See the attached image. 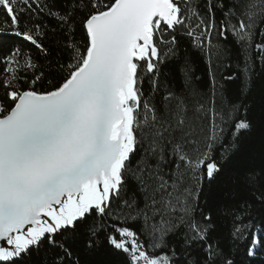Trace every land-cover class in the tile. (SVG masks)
Here are the masks:
<instances>
[{"label":"snow or ice","instance_id":"obj_1","mask_svg":"<svg viewBox=\"0 0 264 264\" xmlns=\"http://www.w3.org/2000/svg\"><path fill=\"white\" fill-rule=\"evenodd\" d=\"M234 48L246 88L264 0H0V264H94L102 249L119 264H235L217 235L229 217L234 246H264L244 219L264 209V167L229 168L253 131L225 83ZM222 177L238 207L214 196Z\"/></svg>","mask_w":264,"mask_h":264},{"label":"trees","instance_id":"obj_2","mask_svg":"<svg viewBox=\"0 0 264 264\" xmlns=\"http://www.w3.org/2000/svg\"><path fill=\"white\" fill-rule=\"evenodd\" d=\"M67 3V0H55V6L57 8H63ZM49 48H54V45L48 44ZM182 49L187 53V58L191 61V67L195 76H198L203 81L202 87L208 86V67L203 56L192 49L188 41L185 39L182 41ZM55 56L53 51L50 53ZM34 56H38L37 52H33ZM232 68L228 69V74L235 73L236 79L232 81H226L227 88L231 96L236 99H242L244 104L248 106L249 119L253 122V131L251 133H242L239 137L237 144L238 148L231 154L229 161V168L234 172L242 176L246 171L259 170L264 167V64L256 62L251 72V79L244 87L243 76L237 65H242V60L237 54V50L233 49L232 54ZM41 62L43 60L41 59ZM173 70L176 66H172ZM169 69H165L168 72ZM207 186L205 192L207 193ZM214 196L220 203H228L231 207H238L239 203L246 197L244 193L239 189H234L230 181L222 177L220 181L212 189ZM235 200L236 203L232 204L231 201ZM245 222L252 224L255 227L251 230L254 232L257 239L264 236V209H260L258 205H254L253 208L244 217ZM231 218L221 219L218 222V232L222 238L223 247L226 252L233 257L235 264H264V246L259 245L254 249L252 256L247 255V248L249 247L246 240H242L235 246L231 242L228 233L231 230ZM37 264H39L40 257L35 258ZM120 257L115 254L102 249L96 254L94 258V264H119Z\"/></svg>","mask_w":264,"mask_h":264},{"label":"rangeland","instance_id":"obj_3","mask_svg":"<svg viewBox=\"0 0 264 264\" xmlns=\"http://www.w3.org/2000/svg\"><path fill=\"white\" fill-rule=\"evenodd\" d=\"M258 246H259V245H257V247H258ZM257 247H256V248H257Z\"/></svg>","mask_w":264,"mask_h":264}]
</instances>
